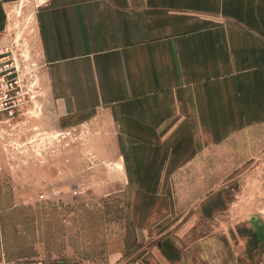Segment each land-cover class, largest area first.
Segmentation results:
<instances>
[{
    "label": "crops",
    "instance_id": "obj_1",
    "mask_svg": "<svg viewBox=\"0 0 264 264\" xmlns=\"http://www.w3.org/2000/svg\"><path fill=\"white\" fill-rule=\"evenodd\" d=\"M24 4L33 12L21 39L10 19ZM20 42L45 63L59 120L119 132L131 178L190 168L199 187L215 181L193 208L208 220L229 210L224 149L264 124V0H0V45ZM162 193L138 191L137 211ZM241 239L238 263L264 264V234ZM158 248L136 264L185 259L172 239Z\"/></svg>",
    "mask_w": 264,
    "mask_h": 264
},
{
    "label": "rangeland",
    "instance_id": "obj_2",
    "mask_svg": "<svg viewBox=\"0 0 264 264\" xmlns=\"http://www.w3.org/2000/svg\"><path fill=\"white\" fill-rule=\"evenodd\" d=\"M22 6L10 19L21 39L33 12ZM17 46L39 69L35 96L0 113V264H136L163 238L181 248V264H239L241 237L264 234V124L225 147L219 182L231 205L204 219L191 203L214 180L199 187L205 181L190 168L170 180L131 178L119 132L94 119L59 120L45 63L29 45ZM151 187L163 193L148 194L142 216L137 193Z\"/></svg>",
    "mask_w": 264,
    "mask_h": 264
},
{
    "label": "built area",
    "instance_id": "obj_3",
    "mask_svg": "<svg viewBox=\"0 0 264 264\" xmlns=\"http://www.w3.org/2000/svg\"><path fill=\"white\" fill-rule=\"evenodd\" d=\"M38 69L17 45H0V113H12L35 96Z\"/></svg>",
    "mask_w": 264,
    "mask_h": 264
}]
</instances>
